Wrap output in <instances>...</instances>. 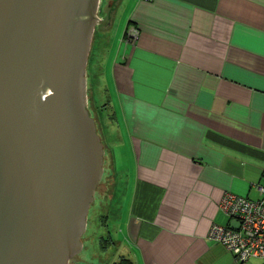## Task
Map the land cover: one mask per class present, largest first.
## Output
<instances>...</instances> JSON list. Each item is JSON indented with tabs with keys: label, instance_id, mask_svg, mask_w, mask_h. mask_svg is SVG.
<instances>
[{
	"label": "crops",
	"instance_id": "1",
	"mask_svg": "<svg viewBox=\"0 0 264 264\" xmlns=\"http://www.w3.org/2000/svg\"><path fill=\"white\" fill-rule=\"evenodd\" d=\"M115 12L128 22L102 76L129 158L122 257L264 264L239 263L209 237L215 225H239L221 208L227 194L263 199L264 0H117Z\"/></svg>",
	"mask_w": 264,
	"mask_h": 264
},
{
	"label": "water",
	"instance_id": "2",
	"mask_svg": "<svg viewBox=\"0 0 264 264\" xmlns=\"http://www.w3.org/2000/svg\"><path fill=\"white\" fill-rule=\"evenodd\" d=\"M101 1L0 0V264L82 249L104 174L87 98Z\"/></svg>",
	"mask_w": 264,
	"mask_h": 264
},
{
	"label": "rangeland",
	"instance_id": "3",
	"mask_svg": "<svg viewBox=\"0 0 264 264\" xmlns=\"http://www.w3.org/2000/svg\"><path fill=\"white\" fill-rule=\"evenodd\" d=\"M110 3L112 0H103L101 4L98 13L100 21L95 29L87 66L88 108L96 122L105 152L104 174L89 210L86 230L81 236L82 249L69 264H119L123 243L127 242L122 233L121 217L129 208V194L132 193L125 163L129 158L125 156V149H118L119 138L113 118L115 112L117 117L120 116L119 104L114 87L107 84L105 75L103 82L102 62L108 53H111L110 61L118 55L128 13L124 19L119 15L117 17L116 12L111 16L106 11ZM108 20H112V26ZM105 86L110 90L111 103Z\"/></svg>",
	"mask_w": 264,
	"mask_h": 264
},
{
	"label": "built area",
	"instance_id": "4",
	"mask_svg": "<svg viewBox=\"0 0 264 264\" xmlns=\"http://www.w3.org/2000/svg\"><path fill=\"white\" fill-rule=\"evenodd\" d=\"M138 33L133 30L132 38L136 39ZM259 191L263 198L259 201L227 194L221 208L230 218L238 220L239 225L236 228L215 225L209 235L210 239L234 254L239 263L251 258H259L264 262V187H259Z\"/></svg>",
	"mask_w": 264,
	"mask_h": 264
},
{
	"label": "flooded vegetation",
	"instance_id": "5",
	"mask_svg": "<svg viewBox=\"0 0 264 264\" xmlns=\"http://www.w3.org/2000/svg\"><path fill=\"white\" fill-rule=\"evenodd\" d=\"M103 3V0L101 1V4ZM115 4L114 3V0H112V3L108 4L107 8H106V11H108V13H112V11L114 10L115 8ZM101 8V7H100Z\"/></svg>",
	"mask_w": 264,
	"mask_h": 264
},
{
	"label": "trees",
	"instance_id": "6",
	"mask_svg": "<svg viewBox=\"0 0 264 264\" xmlns=\"http://www.w3.org/2000/svg\"><path fill=\"white\" fill-rule=\"evenodd\" d=\"M119 264H133L130 260L125 257L121 258V262Z\"/></svg>",
	"mask_w": 264,
	"mask_h": 264
}]
</instances>
